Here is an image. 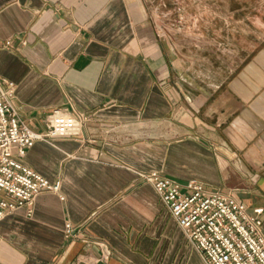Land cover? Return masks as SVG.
Returning <instances> with one entry per match:
<instances>
[{
  "label": "crops",
  "instance_id": "1",
  "mask_svg": "<svg viewBox=\"0 0 264 264\" xmlns=\"http://www.w3.org/2000/svg\"><path fill=\"white\" fill-rule=\"evenodd\" d=\"M0 79L32 131L57 112L79 122L21 159L59 192L0 221V264H202L150 171L262 208L264 235V42L205 74L145 0H0Z\"/></svg>",
  "mask_w": 264,
  "mask_h": 264
},
{
  "label": "built area",
  "instance_id": "2",
  "mask_svg": "<svg viewBox=\"0 0 264 264\" xmlns=\"http://www.w3.org/2000/svg\"><path fill=\"white\" fill-rule=\"evenodd\" d=\"M13 100L14 85L0 79V221L18 208L30 212L33 200L43 192L58 194L59 183L50 184L21 159L36 142L71 136L79 128L78 120L57 112L47 120L45 132H34L19 117ZM138 176L153 188L202 264H264L262 208L248 214L230 195L208 192L194 181L180 186L156 171ZM78 233L69 223L64 225L65 240ZM83 243L104 249L97 242ZM107 259L102 253V260Z\"/></svg>",
  "mask_w": 264,
  "mask_h": 264
},
{
  "label": "rangeland",
  "instance_id": "3",
  "mask_svg": "<svg viewBox=\"0 0 264 264\" xmlns=\"http://www.w3.org/2000/svg\"><path fill=\"white\" fill-rule=\"evenodd\" d=\"M145 5L161 32L205 74L217 69L229 75L264 42V0H145ZM195 256L188 264H200Z\"/></svg>",
  "mask_w": 264,
  "mask_h": 264
}]
</instances>
